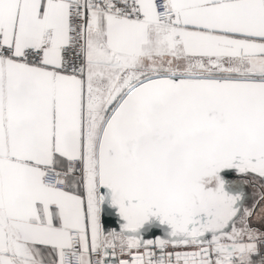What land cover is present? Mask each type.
<instances>
[{"label":"snow or ice","instance_id":"obj_1","mask_svg":"<svg viewBox=\"0 0 264 264\" xmlns=\"http://www.w3.org/2000/svg\"><path fill=\"white\" fill-rule=\"evenodd\" d=\"M0 264H264V0H0Z\"/></svg>","mask_w":264,"mask_h":264}]
</instances>
